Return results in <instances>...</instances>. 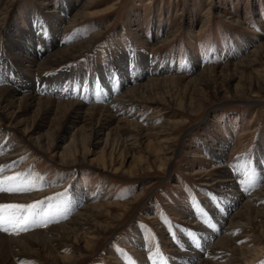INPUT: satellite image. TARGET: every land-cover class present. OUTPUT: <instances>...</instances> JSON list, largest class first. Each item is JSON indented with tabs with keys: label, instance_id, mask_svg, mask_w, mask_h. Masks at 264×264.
Listing matches in <instances>:
<instances>
[{
	"label": "rangeland",
	"instance_id": "rangeland-1",
	"mask_svg": "<svg viewBox=\"0 0 264 264\" xmlns=\"http://www.w3.org/2000/svg\"><path fill=\"white\" fill-rule=\"evenodd\" d=\"M50 1L0 0V59L10 62L16 80L0 87L24 89L43 80L59 91L90 87L96 91L94 102L85 107L108 106L125 93L138 99L134 111L141 117L117 114L103 132L94 133V126L110 117L56 103L74 98L44 93L28 103L18 91L10 104L2 97L0 138L7 139L3 145L9 143L11 155L22 153L7 161L16 166L5 174L31 169L47 183L39 191L0 193L5 201L0 203H47L52 197L57 207L45 211L54 219L76 197L82 204L86 197L92 200L86 212L90 222L70 237L80 242L72 239L71 247L60 248L50 244L55 249L50 254L44 244L24 241L27 253L16 249L19 264H194L197 253L214 263L244 264L239 256L206 255L228 234L227 221L214 229L202 216L220 210L229 211L228 217L239 211L240 228L230 236L241 239L234 245L257 257L252 264H264V209L243 208L245 199L233 205L228 188L219 186L230 175L246 198L264 189V0H52L53 5H44ZM69 3L75 8L66 20L76 19L75 25L67 34L59 29L54 43L65 38L61 45L70 47L86 40L84 48L43 74L29 69L46 55L38 43L32 47L43 56L12 50L11 38H18L12 29L27 34L30 22L39 20L47 36L53 28L48 26L58 20L56 12ZM156 67H178L179 72L159 75ZM145 70L147 76L127 82L132 71ZM112 73L127 84L97 102L103 92L98 85L112 80ZM64 74L69 79L64 81ZM142 123L153 127L151 134L137 138L133 134ZM8 125L14 128L11 135ZM129 133L134 137L130 145ZM222 164L227 168L217 169ZM58 221L19 235L0 233L19 237L68 220Z\"/></svg>",
	"mask_w": 264,
	"mask_h": 264
},
{
	"label": "bare ground",
	"instance_id": "bare-ground-1",
	"mask_svg": "<svg viewBox=\"0 0 264 264\" xmlns=\"http://www.w3.org/2000/svg\"><path fill=\"white\" fill-rule=\"evenodd\" d=\"M53 4L54 3L51 0L50 2H46L44 5L51 6ZM74 8H75V6H71V3H69L68 6H66V7L62 6L60 14L56 12V15H58V20L55 22L53 19L54 22H52V24H50V26H48V27H53V28H52L51 32L49 34H47V36H45L46 32L43 33L44 29H46L45 28L46 26L44 28L40 27L41 22L39 20H36V21L34 20V21L30 22L29 28L27 29V34L26 33L23 34V32L19 31L20 29H16V30L12 29L11 34L13 35V37L18 36V38H11L9 46L12 50H20L21 52L27 50L28 52L30 51L29 54H31V55L34 54V51H35V56H41V55L43 56L44 54L46 55L43 58L42 62L34 61L33 63H31L30 66H28L29 69H33L35 67V70L38 73L43 74L45 71L49 70L51 68V66H56L59 63L61 64V62L62 63L67 62L68 60H70L71 58H73L75 56V53L77 52L78 49H80L81 47L84 48V44L86 43V40L77 43L76 46H70V47L69 46L64 47L61 45V43H63V40L65 38H61L62 41L59 39L58 42L54 43V40L56 39L54 34L57 35V32L59 29H62L63 32L67 34V32L70 29H72L73 25H75L76 19L66 20L69 13ZM1 29L2 28H0V37H1V34L3 33V30H4V29L3 30H1ZM15 33L21 34V35H14ZM25 37H26V40H25ZM45 37H47V39ZM34 43H38L41 46V51H44L43 52L44 54L41 53V51L38 49V47H32V44H34ZM155 46H157V44L152 45L151 49H153ZM14 48H16V49H14ZM17 54L20 55L21 53H19V52L15 53V56H14L15 59L18 57V56H16ZM27 59H29V58H27ZM9 64H10V62L6 58L0 59V74H1L0 83L7 85L8 82L12 81L11 84L15 85L16 80L13 79L15 76L14 75L15 72L13 70L10 71L11 69L9 67ZM150 66L153 67L152 64ZM153 70L159 71V75L162 73H166V72L171 73V71H172V73L173 72H179L178 67L177 68L176 67H167V68H164L162 70H160L159 67L158 68L156 67ZM132 72L133 73L130 74L129 78L127 79L128 83H131L132 81L137 82L141 78V76L144 75L145 73H146L145 74L146 76L148 75L147 70H145L144 73L142 71L141 74L137 73V71H132ZM134 72L136 73L135 76H134ZM183 73L185 74L186 72H183ZM107 74L111 75L108 72H107ZM112 74H113L112 80H109L107 83H102V84L98 85L99 91L104 92L105 88H108V89H106L105 93H103V92H101L102 94L99 93V96H97L95 98L96 101L100 100V99H102V101L107 99L110 96V93L116 94L117 92H119V90H121V88H123L127 84V82L124 81L125 78H123V77L120 78L121 75H116V77H115L114 73H112ZM10 75H12V77H10ZM62 77H63L62 79L64 81L66 80V78L69 79V77L66 76L65 74L62 75ZM11 78L13 80H11ZM47 82H49V81H47ZM47 82L45 80H43L42 82H40L39 86H37L38 82H35V84H26L27 86L26 85L24 86L25 87L24 89H26V90L19 87L20 85L19 86L16 85V87L1 86L0 87V101H2V99H3L2 97L4 96L6 98L4 102H9L10 104L14 103L13 100H11V99L15 98L18 91L24 92L23 97L20 100L24 99V100L28 101V103L29 102L33 103V101H35V100L37 101V99L40 98L39 96L43 95L44 93H46V95H48V94L53 95L54 97L60 98V99L68 98V97L74 98L73 101H62L59 99L60 101H57L56 103L57 104H65L66 107H69V105L70 106L73 105L74 107L76 106L77 111L82 110L83 108L84 109L87 108L85 111L86 115L92 116L98 112L99 113L106 112V114L104 116H108V118L110 117L109 120L106 119L105 122H103V124H101V122H100L96 127L94 126V128H93L94 133H95V131L96 132H100V131L103 132V129H105L106 126H108L110 123L113 122V120H115L114 116L117 114H124L127 116L129 115V116H131V118H134V119L135 118L139 119L141 117V113H139L138 111L137 112L134 111V107L137 106L136 103H138V99H136L135 96H133V97L128 96L129 98H127L124 95L125 94L124 93V94L118 96L117 98H115L114 101L108 106H102L101 107L99 105H95V106H91V107H85V106H87V103H90V102L93 103L94 102V100H93L94 97L91 98V93H94L96 91H93L92 88L85 87V89L83 88V89L78 90V91H76L74 88H71V89L67 88V90L59 91V90H57L58 88L55 87V85L54 86L49 85V87H45V84ZM109 84H110V86H109ZM74 87H76V86H74ZM137 89H138V87H133V88H131V91L136 92L135 90H137ZM128 92H130V90L127 91V93ZM133 92H132V94H133ZM75 99H77V100H75ZM97 102H95V103H97ZM142 117H144V115ZM146 121H148V120H145L144 122H146ZM118 122L121 123L122 121L119 120ZM149 122H150V120H149ZM0 128H1V126H0ZM151 128H153V127L147 126V125L142 123L141 127H139L138 130L134 131L135 134H133V135H137V138L140 136L149 135V134H151V133H149ZM12 129H14V128L10 127V125H8L5 131L8 132L9 135H11ZM1 131L2 130L0 129V133H1ZM127 132H128V130H127ZM129 132H131V131H129ZM126 135H127V133H126ZM128 135L129 136L131 135V137L127 141V144L130 145V142H132L134 140V137H132L133 135L130 133ZM4 138H0V153H2V154H0L2 156V157H0V166L6 165L7 161H9V160L11 161L14 157L22 154V153H20L18 155H16V154L11 155V154H13L10 151L11 147H10V150L7 149V146L9 145V143H7V144L4 143V145H3V142L4 141L6 142V140H7ZM125 147H127V145ZM21 148L23 150V146H21ZM221 152L223 153L224 151H221ZM227 166H228L227 164H222V165L218 166L217 169L224 170L225 168H227ZM224 178H225V180L220 181L221 183L220 184L217 183V184H219V186H221L222 188H228V191H226V193H230V194H228V195H230V198L227 197L226 195H224V197H227L230 200H232L231 203L233 205H236V204L239 205L241 203V201L243 199H245L246 201L243 202V208L252 209V208L257 207L256 205H260L261 207L258 209V211H260V210L262 211V208L264 209V189L254 191V193L251 197L246 198L244 196L245 194H243V192H241V190L238 187L234 186V182L231 179L230 175H227ZM0 197H2V196H0ZM24 198L28 199L29 196H25ZM31 198H33L31 200H34L37 197L31 196ZM0 202H5V201L2 200ZM82 202L83 201L81 199H79V197H76V201L73 200V201H71V203L67 204L70 207H68V208L64 207L66 210L62 208L63 212L59 213L58 217H56L57 219L54 218L53 220H55V219L56 220H61V219L65 220V218H66V220H68V221L61 223L59 225H56L47 231H34L30 234L22 235L19 237L7 236L5 234L0 233V264H19L21 259H18V257H19V254H21V253H17L16 249L17 248L21 249L23 252L27 251V250H25L27 247H26L24 241H27L28 243L30 242L31 244L42 243V244H44L45 251H47L50 254L55 253V249L52 246L50 247V244L51 245L54 244V246L57 244L56 246L58 248H60L62 245L67 246V247H69V246L71 247V245H70L71 242H74V241H72V239H74L76 242H80L81 238H70V237L73 234H75V232H77V230L79 228L80 229L83 228V226L86 223L90 222V218L88 216V213H86V212L87 211L90 212L91 204H89V202H92V200L90 197H86L83 204H82ZM75 209L76 210L80 209V210L78 211V213H75L72 216ZM199 209L197 208V210H199ZM228 212L229 211H227V210H220L219 212H216V214H214L213 216H210V215L209 216L208 215L202 216V218L204 220H206V221L209 220L210 223H213L214 229H217V227L219 228V225L221 224L220 221H222V222L227 221L226 222L227 226H226L225 231H227L228 234H226L221 239L217 240L215 242V244L210 247V249H209L210 252L208 251L206 255H208V257L215 258L216 256H218L220 254L223 257L222 260L223 259L225 260L228 258L234 259L235 256H239L240 260H242L244 262V264H252L254 261L257 260L256 259L257 257H255V255L251 256V253L249 250L243 249L244 246L237 247L234 245L235 241H238L239 239H241L239 235H238L239 237L237 236L236 238H233L230 236V235L236 234L235 232L240 228V223H238L236 221L239 211L238 212L236 211V213L235 212L232 213V215L230 217H228V215H227ZM217 213H219V214H217ZM199 214H200V212H198V216H199ZM69 216H70V218H69ZM90 247L91 246H89L87 244V248H90ZM25 253H27V252H25ZM31 254H34V253L32 252ZM202 254L197 253L196 255H194L192 257L193 258L192 262L194 264H219L217 262H215V263L212 262V260L205 259L204 258L205 256ZM53 262L55 264H59L58 260L57 261L53 260ZM73 262H75V261L72 259L69 260V263H73Z\"/></svg>",
	"mask_w": 264,
	"mask_h": 264
},
{
	"label": "snow or ice",
	"instance_id": "snow-or-ice-1",
	"mask_svg": "<svg viewBox=\"0 0 264 264\" xmlns=\"http://www.w3.org/2000/svg\"><path fill=\"white\" fill-rule=\"evenodd\" d=\"M2 154V153H0ZM15 163L0 166V193L20 194L43 190L46 180L34 170L6 175ZM251 180V177H249ZM54 198L36 201L32 204L0 203V232L19 235L33 229L34 226L47 227L50 222H59L51 218L50 211L45 209L57 207L52 204ZM21 264H35L34 261H22ZM166 264V262H165Z\"/></svg>",
	"mask_w": 264,
	"mask_h": 264
}]
</instances>
